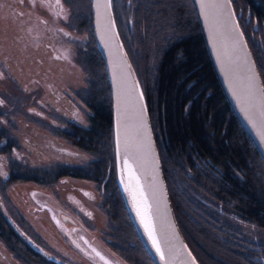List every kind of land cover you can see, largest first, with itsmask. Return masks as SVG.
<instances>
[{
    "label": "trees",
    "instance_id": "1",
    "mask_svg": "<svg viewBox=\"0 0 264 264\" xmlns=\"http://www.w3.org/2000/svg\"><path fill=\"white\" fill-rule=\"evenodd\" d=\"M177 2L112 0L142 87L174 217L199 264H264V162L221 92L191 0ZM232 4L264 86L261 48L250 36L253 23L255 30L264 26V0H232ZM85 15L90 22V11ZM90 44L88 51L76 50L88 77L73 92L89 108L88 123L72 117L67 127L54 128L93 157L81 164H61L58 167L63 168L51 177V166L42 162L45 167L33 168L12 157L16 143L3 138L0 152L9 155L0 187L16 180L49 182L58 174L89 178L102 194L99 205L109 217L115 251L131 264H154L116 185L109 86L94 39ZM3 134L5 130L0 131ZM240 224L250 227L255 238ZM0 239L28 264H65L31 247L1 211Z\"/></svg>",
    "mask_w": 264,
    "mask_h": 264
},
{
    "label": "rangeland",
    "instance_id": "2",
    "mask_svg": "<svg viewBox=\"0 0 264 264\" xmlns=\"http://www.w3.org/2000/svg\"><path fill=\"white\" fill-rule=\"evenodd\" d=\"M5 4L0 1V73L4 74L0 78V99L4 100L0 112H6L0 116V131L5 130L0 142L3 138L15 142L11 156L20 162L27 161L33 168L45 167L41 166L42 162L47 167L51 166L47 172L52 177L63 168L58 167L61 164H81L93 157V154L72 144L68 135L54 128L67 127V121L72 117L84 125L88 123L89 108L82 106L73 92L82 88L88 77L80 60L76 62L74 51L78 45L82 46L83 52L91 48V21H87L86 15L84 17V13L90 11L89 0H67L63 3V9L59 8V13L54 14L70 17L66 21L59 18L60 27L69 32L70 37L80 38V41L72 42L64 36L63 39L70 44L66 54L56 49L64 54L61 63L56 62L58 53L52 51V58L47 59L48 64L53 63L52 69L45 66L35 53L37 44L32 30L40 31L44 24L42 21L46 20L40 15L41 9H37L36 20L34 15H31L32 18L23 17L18 12L12 17L5 14ZM43 14L46 16L45 12ZM256 27L257 24L253 23L252 28L255 30ZM253 29L250 36L261 48L260 58L264 65V26L255 32ZM27 64H30V69ZM37 112L41 115H36ZM8 155V152H0V177L8 169ZM2 187L0 211L34 249H43V252L39 251L43 255L46 252V257L65 264H104V260L96 255L99 252L108 264H131L115 251L114 238L109 229L110 220L99 205L102 194L96 188L95 181L58 174L49 182L44 179L16 180ZM62 214L71 217L72 221L62 218ZM240 225L242 229L245 228V233L253 235L249 231L250 227ZM0 264L28 263L15 257L0 239Z\"/></svg>",
    "mask_w": 264,
    "mask_h": 264
},
{
    "label": "water",
    "instance_id": "3",
    "mask_svg": "<svg viewBox=\"0 0 264 264\" xmlns=\"http://www.w3.org/2000/svg\"><path fill=\"white\" fill-rule=\"evenodd\" d=\"M89 1L92 34L104 63L109 86L115 181L124 207L138 238L154 264H192L195 256L185 242L175 220L142 87L123 44L112 7L105 13L104 8L98 9L95 6L96 0ZM103 2L104 0H100L101 4ZM191 2L221 92L232 114L264 162V139H262L264 137V114H262L264 99L261 98V93H257L254 100L248 99L246 54L253 65V71L258 76L257 82L261 88L264 87L232 2L230 7L223 10L215 8L205 10L200 7L199 0H191ZM110 21L115 22L114 28L111 27ZM141 94H143L142 100L139 99ZM141 120L147 127L146 139H143V133L138 131ZM118 133L119 158L117 155ZM125 138L128 141L129 152L137 157V160L129 157V165L131 169H134L135 176L131 180L129 170L121 171L125 158ZM125 185H129L130 189L136 192L138 206L147 216L148 223L154 227V236L164 259H161L148 239L140 218L133 208L132 198L129 192L124 190ZM189 252L191 256L188 255ZM196 264H199L197 260Z\"/></svg>",
    "mask_w": 264,
    "mask_h": 264
},
{
    "label": "snow or ice",
    "instance_id": "4",
    "mask_svg": "<svg viewBox=\"0 0 264 264\" xmlns=\"http://www.w3.org/2000/svg\"><path fill=\"white\" fill-rule=\"evenodd\" d=\"M23 2V0H22ZM30 2L32 3V6L35 7V0H30ZM67 2V0H55V4L60 6L61 10L63 9V3ZM200 2V7L202 9L207 10L208 8H215L218 10H223L226 9L228 7L231 6V2L232 0H222V2H220V0H199ZM95 6L99 9V8H104L105 9V13H107L108 11L111 10L112 7V0H104L103 4L100 3V0H96V4ZM60 19L62 20H70V17L68 16H61ZM42 23H46V21H42ZM111 23V27H115V22L114 21H110ZM59 31L63 34V36L65 37H70V33L69 32H65L63 29H59ZM106 35V34H105ZM243 34L241 33V36ZM239 43V41L237 42ZM123 46L121 45V48ZM246 47V45L244 46ZM65 59H67V57H65ZM245 62H246V79H247V96L249 100H254L256 98L257 93H261L262 94V99H264V88H261L260 84L257 82L258 80V76L255 73V71H253V65L251 64V62L247 59V54L245 55ZM130 67V66H129ZM3 73H0V78L3 77ZM235 94V93H234ZM239 98V97H238ZM140 100L143 99V94L140 95L139 97ZM4 104V100L0 99V105ZM247 111V109H245ZM34 111V110H33ZM264 114V113H262ZM36 115H41V113L37 112ZM138 131L143 133V139L147 138V127L146 125L143 123V120H141V124L140 127L138 129ZM262 139H264V137H262ZM124 160H123V167L121 169V171L124 170H129V178L134 179V169L130 168L129 165V157L131 156V158L133 160H137V157L134 153H130L128 150V141L127 138H125L124 140ZM148 150H151V146L150 143L148 145ZM119 152H120V139H119V133H118V140H117V155L119 158ZM138 162V161H137ZM3 175L6 177L7 173H3ZM126 192H129V195L132 198V202H133V208L135 209L136 215L140 218V223L141 225H143L144 227V231L147 234L148 239L152 242V246L155 248L156 252L160 255L161 259H164V255L161 251V248L159 246V243L157 241V239L154 236V227L151 226L148 223V218L145 215L144 211L138 206V201H137V194L135 191L130 189L129 185H125V189ZM85 195H87V193H85ZM86 215H91L90 213H86ZM23 235V233H21ZM83 239V238H81ZM77 247H79V245H76ZM41 252H43V249H39ZM81 251H83V249H81ZM93 251H95V249H93ZM45 255H48L46 252L44 253ZM96 255L100 257L101 260H104V264H108V261L101 256V254L99 252H96ZM189 256H191V252L188 253ZM192 264H196V260L195 258H193L192 260Z\"/></svg>",
    "mask_w": 264,
    "mask_h": 264
},
{
    "label": "flooded vegetation",
    "instance_id": "5",
    "mask_svg": "<svg viewBox=\"0 0 264 264\" xmlns=\"http://www.w3.org/2000/svg\"><path fill=\"white\" fill-rule=\"evenodd\" d=\"M0 1L3 4L6 3L3 6L5 9V14L12 15V17L14 15H16V12H18L19 14L22 13L23 17L34 15L35 20H36V19H38V17H37L38 10L37 9L38 8L41 9L42 14H40V15L43 18H46V20H44V21H46V23L42 24L40 31L37 32V30H35V29L32 30V32H34V34L32 33L33 39L37 44L35 53L37 55V58L38 59L41 58V60L45 64V66H49L50 69H52L51 67H52L53 63L48 64L47 62H49V61H47V59H49V57L52 58L51 57V56H53L52 51H56L58 53V57H57L56 62L61 63L60 60H61V58H63L64 54H62L60 51H65V54H66V50L68 48L67 46L70 43H67L63 39L64 36L59 31V29H63V28L60 27L61 22H60L59 18L61 16L60 15L54 16V14L59 13L58 9L60 8L58 5L55 4V1L54 0H35V4H36L35 7L32 6V3L30 2V0H23V2H22V0H0ZM7 2L10 4V6H8ZM7 8H8V10H7ZM44 12L46 13V16L43 14ZM30 18H32V16ZM54 20L56 22H54ZM68 38L72 42H75L76 40L80 41V38H76V39L73 37H68ZM38 47L40 48V51H38ZM56 49H59L60 51L56 50ZM77 50H79L81 52L83 50L82 46L78 45ZM74 56H75L76 62L78 63L77 53H74ZM27 67L30 69V64H27ZM62 218H68L69 220L72 221V219H70L71 217L64 215V214H62ZM67 232H68L69 237L71 238V235L69 234L68 230H67Z\"/></svg>",
    "mask_w": 264,
    "mask_h": 264
},
{
    "label": "bare ground",
    "instance_id": "6",
    "mask_svg": "<svg viewBox=\"0 0 264 264\" xmlns=\"http://www.w3.org/2000/svg\"><path fill=\"white\" fill-rule=\"evenodd\" d=\"M152 134H153V131H152Z\"/></svg>",
    "mask_w": 264,
    "mask_h": 264
}]
</instances>
